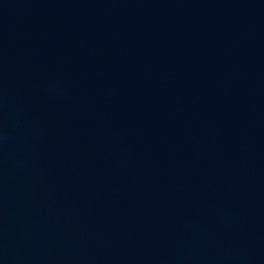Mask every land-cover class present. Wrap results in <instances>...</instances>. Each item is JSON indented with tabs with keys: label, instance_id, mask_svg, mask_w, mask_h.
Masks as SVG:
<instances>
[{
	"label": "water",
	"instance_id": "1",
	"mask_svg": "<svg viewBox=\"0 0 264 264\" xmlns=\"http://www.w3.org/2000/svg\"><path fill=\"white\" fill-rule=\"evenodd\" d=\"M0 264H264V0H0Z\"/></svg>",
	"mask_w": 264,
	"mask_h": 264
}]
</instances>
